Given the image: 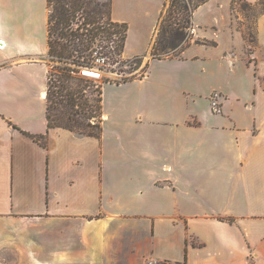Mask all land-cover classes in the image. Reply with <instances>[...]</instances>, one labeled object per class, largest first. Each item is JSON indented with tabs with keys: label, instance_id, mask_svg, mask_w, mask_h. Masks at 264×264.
<instances>
[{
	"label": "crops",
	"instance_id": "0c3cea01",
	"mask_svg": "<svg viewBox=\"0 0 264 264\" xmlns=\"http://www.w3.org/2000/svg\"><path fill=\"white\" fill-rule=\"evenodd\" d=\"M238 1L154 58L168 0H112L147 73L103 85L96 136L49 125L48 0H0V264H264V10L249 43Z\"/></svg>",
	"mask_w": 264,
	"mask_h": 264
},
{
	"label": "trees",
	"instance_id": "16d2710c",
	"mask_svg": "<svg viewBox=\"0 0 264 264\" xmlns=\"http://www.w3.org/2000/svg\"><path fill=\"white\" fill-rule=\"evenodd\" d=\"M206 1L208 0H171V4L166 5L165 10L162 12L152 47V56L154 58L179 55L192 42L194 38L192 33L193 13L197 7ZM48 2L51 9L49 18V54L57 59H61L64 54L72 53V50L76 49L82 55L90 47V42L81 37L80 32L70 30L72 21L76 20L78 16L83 19L78 29L87 23L94 25V28H98L104 17H111L112 0H48ZM246 4L252 7L260 6V12L264 10V0H259L254 4L246 2ZM254 29V36L250 27L247 26L243 30L245 38L252 44L256 42V28ZM62 37L71 40L73 45L70 46V43L61 41ZM76 37H80V40L76 41ZM195 41L200 42V39ZM59 71L60 73L56 74V77H52L49 84L47 112L49 125H61L81 134L100 136L103 119H101L100 123L92 124L77 117L79 111L75 110V106L78 104V92L70 87L67 82V80L75 77H72L64 66L60 67ZM101 100L102 97L97 99L99 110H101ZM59 103H62L64 107V110L60 111V113L57 111ZM79 104L83 109L88 106H94V104L91 105L89 103L88 99L81 101ZM53 110H55L54 113ZM62 112L68 114L67 119H65ZM88 117L90 118V116ZM25 133L47 145V142L42 140L45 135L32 134L27 131Z\"/></svg>",
	"mask_w": 264,
	"mask_h": 264
},
{
	"label": "built area",
	"instance_id": "2783aa9c",
	"mask_svg": "<svg viewBox=\"0 0 264 264\" xmlns=\"http://www.w3.org/2000/svg\"><path fill=\"white\" fill-rule=\"evenodd\" d=\"M83 19L78 18L71 23L70 30L80 32L81 37L90 42V47L81 55L79 50L64 54L61 57L66 71L75 78H85L96 82L101 88L103 85L112 83L119 84L134 78L142 77L147 73V56H127L125 54V42L128 26L126 23L114 20L112 17H104L98 28L87 23L78 29ZM80 37H76L79 41ZM61 41L73 44L71 40L62 37ZM1 42V41H0ZM4 44L0 43V47ZM53 74L50 72L49 81ZM223 97L221 91L211 94V105L215 112H223L220 99ZM102 119H103V115ZM147 264H165L157 257H150Z\"/></svg>",
	"mask_w": 264,
	"mask_h": 264
},
{
	"label": "rangeland",
	"instance_id": "374dc122",
	"mask_svg": "<svg viewBox=\"0 0 264 264\" xmlns=\"http://www.w3.org/2000/svg\"><path fill=\"white\" fill-rule=\"evenodd\" d=\"M168 5L171 4V0H168ZM239 10L243 15L244 19H241L243 30L246 29V27H250V29L253 31V36L255 35V17L260 13V6L252 7L248 4H246L245 1H239L238 2ZM147 56V55H145ZM49 63L51 65L50 72L53 74V77H56V74L60 73V67L63 66V62L60 59L54 58L53 56H49ZM70 87L75 89L78 93L77 98V105L75 106V110H78L79 113L77 114V117L85 122H91L94 123H100L102 116H101V110L97 107V99L101 97L102 88L97 86L96 82L93 80H88L85 78H74L71 80H67ZM54 97V96H53ZM88 99L89 103L91 105L94 104V106H88L86 109H83V107L79 104L81 101ZM56 106V105H55ZM59 109L57 110L59 113L60 111L64 110L63 104H58ZM55 110H53V113ZM63 116H65V119L68 118V114L63 113ZM90 116V118L88 117ZM90 130V128H89Z\"/></svg>",
	"mask_w": 264,
	"mask_h": 264
}]
</instances>
